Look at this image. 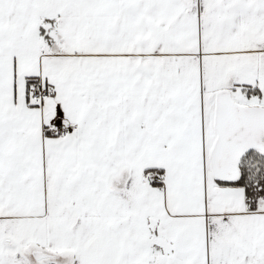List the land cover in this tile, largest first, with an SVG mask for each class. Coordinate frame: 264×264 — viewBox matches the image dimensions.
I'll return each instance as SVG.
<instances>
[{"label": "snow or ice", "instance_id": "snow-or-ice-1", "mask_svg": "<svg viewBox=\"0 0 264 264\" xmlns=\"http://www.w3.org/2000/svg\"><path fill=\"white\" fill-rule=\"evenodd\" d=\"M0 264H264V0H0Z\"/></svg>", "mask_w": 264, "mask_h": 264}]
</instances>
